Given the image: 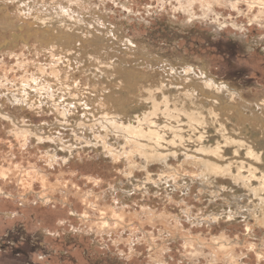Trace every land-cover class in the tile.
Masks as SVG:
<instances>
[{
    "label": "rangeland",
    "instance_id": "1",
    "mask_svg": "<svg viewBox=\"0 0 264 264\" xmlns=\"http://www.w3.org/2000/svg\"><path fill=\"white\" fill-rule=\"evenodd\" d=\"M205 2L210 13L193 11L209 19L189 20L177 0H0V264H194L200 243L264 264V201L251 188L200 164L178 169L184 158L166 167L115 131L112 152L89 129L110 123L95 101L128 122L139 96L161 109L184 100L264 145V28ZM111 69L139 91L133 104L108 96Z\"/></svg>",
    "mask_w": 264,
    "mask_h": 264
},
{
    "label": "bare ground",
    "instance_id": "2",
    "mask_svg": "<svg viewBox=\"0 0 264 264\" xmlns=\"http://www.w3.org/2000/svg\"><path fill=\"white\" fill-rule=\"evenodd\" d=\"M182 2L184 3V1ZM102 35L105 38V35ZM83 43L86 45L84 41ZM89 43L90 45L94 44L92 40H89ZM74 45L75 48H85L82 42H77ZM118 53L121 57L131 55L125 48ZM106 77L115 80V82H110L113 87L108 88V96H112L116 101L115 103L125 101L133 104L130 99H134L135 96L138 97L139 91H132L130 85H125V76L119 74L117 70L111 69ZM226 90L229 91V89ZM144 92L146 91H141V94ZM137 100L144 107L140 109L135 106L138 109L136 112L140 111L135 115V118L130 117L131 119L128 122L127 118L118 110L116 104H102L99 101L93 103V107L100 109L105 119L110 122L108 128L105 129L89 126L98 143L101 142L104 147L114 152L115 149L108 137L111 134L110 132L115 131L124 135L127 141L135 145L139 151L157 161H161L166 167L170 164L169 160L171 161L175 157L184 158L185 160L191 159L194 164H200L210 169L215 177L221 178L223 173L233 176L235 183H240L252 189L253 193L256 194L255 196H257L255 202L260 199L264 201V145H262V141L256 139L253 135L250 137L245 136L240 131H235L230 126L224 125V122H217V118L212 116L214 113L210 112L209 108H201L193 112L190 104L180 100L181 103L174 102L165 105L161 109L156 106V102H144V100H147L144 97L139 96ZM122 102L120 103L122 104ZM227 105L231 107L229 102ZM245 106L249 105L247 103L242 105V107ZM133 109L134 106L132 105L124 107V110L128 112L133 111ZM253 115L256 119H260L259 114L254 112ZM88 122H93L90 115L77 117L74 125L86 127ZM191 123H193L194 128L190 127ZM68 147L70 150L74 149L73 145H68ZM173 152L176 155H168V153ZM165 173H162V179L167 178ZM209 178L206 177V180ZM166 180L169 181L170 179ZM173 182H175L176 187H179L176 180H173ZM215 186L219 190L223 189L220 182L219 184L216 182ZM232 189L233 194L238 192V189L234 186ZM248 229H250V226H248Z\"/></svg>",
    "mask_w": 264,
    "mask_h": 264
},
{
    "label": "clouds",
    "instance_id": "3",
    "mask_svg": "<svg viewBox=\"0 0 264 264\" xmlns=\"http://www.w3.org/2000/svg\"><path fill=\"white\" fill-rule=\"evenodd\" d=\"M214 4H219L221 8H226V9H236L237 14L240 15L241 17L247 16L249 18V21L254 23V24H259L262 28H264V0H258V3L253 4L249 3V0H235V2H232V0H213ZM178 7L174 8V11H183L186 12L187 16L189 17V20H204V19H209L207 15H196V11H193V9H198L201 13H205L206 11L210 13L212 5L205 2V0H187V2L181 3L180 0H177ZM238 5H247V9L244 11H241V9L238 7ZM258 7L261 12L259 14V18L253 20L252 16L250 14V9ZM211 16H215V13H211ZM224 25H221L223 27ZM231 27L236 28L238 25L236 23H232ZM239 30L241 33L245 32L246 29L240 25ZM168 155H176V153H168ZM65 163L67 161H64ZM151 163V161H149ZM193 164V161L191 159H186L183 161L181 164L178 165V169H183L184 165H189ZM138 167H142L143 170H147V164H142L138 165ZM169 168H171V165H169ZM125 174H130V173H125ZM195 175V173H185L182 172V175ZM167 175V173H165ZM155 183V181H154ZM142 187V185H141ZM198 199L197 197H194ZM168 202L174 205L178 204H184V211L188 212L190 211V206L185 204L184 200L181 201H174L171 199V197H168ZM197 216H199V213H196ZM205 219L204 217H201L198 223L203 222ZM211 219H218V218H211ZM62 223V221H61ZM200 248V251H193L190 255L191 258L193 259L194 264H201V261L199 259H196L197 257H202L205 261H209V264H224V262H227V264H231V254L228 250H220L217 246L207 244V243H200L197 245ZM205 248H213L214 251L212 253H206L204 251ZM138 255L135 252L130 253V258L131 256ZM211 255H215L217 257L216 260H209V257Z\"/></svg>",
    "mask_w": 264,
    "mask_h": 264
}]
</instances>
